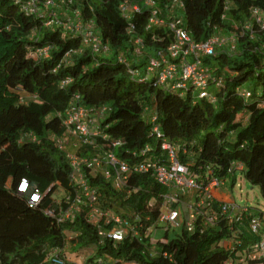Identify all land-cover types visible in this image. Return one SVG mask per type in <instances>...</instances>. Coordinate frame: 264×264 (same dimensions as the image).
<instances>
[{
	"label": "trees",
	"instance_id": "trees-1",
	"mask_svg": "<svg viewBox=\"0 0 264 264\" xmlns=\"http://www.w3.org/2000/svg\"><path fill=\"white\" fill-rule=\"evenodd\" d=\"M63 1L73 13L79 11L75 21L93 23L99 43L109 47L107 52L85 47L81 35L63 26H46L43 19L26 15L17 0H0V264H46L50 254L62 251L69 242L81 250L95 247L96 254L88 260L95 264L105 259L120 264H227L229 260L243 264L229 246L232 235L224 221L206 226L204 232H189L183 225L167 242L152 243L150 235H129L122 241L99 236L86 219V199L54 137L65 133L57 113L71 104L89 110L105 106L109 111L101 129L108 139L97 141L102 146L121 141L113 150L122 160L131 165L142 160L167 162L161 142L153 135L158 126L179 145L181 161L193 162L192 170L200 178L209 166L215 177L232 179V165L243 164L245 179L259 187L264 199V29L251 20L254 8L264 12V0H182L183 7L174 6L172 0H155L153 6L145 4L147 0H130L141 4V12H133L131 19L121 10L127 0ZM154 12L164 22L149 28ZM171 23L197 43L224 33L236 39L233 48L225 45L211 56H200L201 66L217 80L210 86L215 100L200 97L190 84L186 91L160 86L155 73L147 71L160 53L172 60L169 47L177 38ZM248 24L250 30L245 28ZM139 37L144 43L141 52L136 44ZM45 47L52 48L50 58L33 57ZM121 56L128 64L120 61ZM244 91L251 98H244ZM148 110L158 116L155 123L146 118ZM27 133L38 140H24ZM146 147L152 150L144 156H130ZM88 149L82 152L94 151ZM85 172L89 185L101 193L100 205L123 217L140 215L149 226L165 206L168 189L148 175H133L129 190L123 192L101 173ZM23 178L44 194L39 205L31 206L28 196L18 192ZM72 206L73 217L60 222L61 214ZM49 208L55 209V216L47 214ZM263 234L248 232L243 239L248 244ZM258 262L264 263V258Z\"/></svg>",
	"mask_w": 264,
	"mask_h": 264
},
{
	"label": "built area",
	"instance_id": "built-area-1",
	"mask_svg": "<svg viewBox=\"0 0 264 264\" xmlns=\"http://www.w3.org/2000/svg\"><path fill=\"white\" fill-rule=\"evenodd\" d=\"M20 3L21 10L28 15H38L47 20V25L62 24L58 13L52 8L55 6V0H17ZM71 3V1H69ZM149 6L155 5V0H147L144 2ZM172 4L176 7H183L182 0H172ZM42 8L50 9L48 13H43ZM121 10L127 19H131L133 12L141 11V4L130 0L125 1ZM156 12L149 22V28L164 22L157 18ZM79 11L74 12V18L78 19ZM252 23H256L264 29V12L259 8L252 10ZM181 22L180 20L177 21ZM68 29L75 34L82 36L83 43L93 48L97 53L100 51L107 52L108 46L99 43V36L92 22L84 25L81 21H72L67 19L65 23ZM171 27L175 30L176 42L170 47L171 61L160 53V59H152L148 65V72L155 73V79L160 86L169 85L172 89L186 91L190 84L199 90L200 97L215 100L210 95V86L217 80L210 72L201 66L200 56H211L219 48L229 45V40L223 35H215L205 42L197 43L182 27H177L171 23ZM251 25L245 26L250 30ZM236 39L232 37L231 42ZM136 43L139 48L144 46L143 40L138 38ZM49 47L38 51L40 57H49ZM190 56H192L190 58ZM122 63H127L124 56L120 57ZM128 64V63H127ZM139 75V73H135ZM149 74V73H147ZM70 80L65 81L68 84ZM221 84V82H218ZM209 89V92H204ZM242 96L246 99L251 98L250 92H242ZM213 97V98H212ZM264 105V98L262 101ZM107 109L104 108L103 112ZM95 110H89L77 103L71 104L63 112H58L57 116L62 119L65 133L61 137H54L57 146L64 152L67 138L76 137L80 141L81 153L66 152V157L72 165V178L79 184L80 194L86 199L87 212L86 219L92 223L98 230L99 236H107L113 240L122 241L127 236L133 237L149 236L155 227L166 224L171 227H180L184 225L189 232H195L197 229L204 232L206 226L219 225L225 222L226 227L231 232L229 246L235 250L239 256L236 261L243 264H264L258 262L264 258V234L259 241L249 242L245 244L243 237L246 233L258 235L264 231V211L254 210L248 204L238 205L236 202L217 201L215 190L224 184L221 180L213 175L212 169L207 166L206 175L200 178L199 174L192 170L189 164L183 163L180 159V147L166 137L161 142L162 150L167 155V162L160 160H142L135 161L131 165L127 160H122L113 150L114 146L122 145L121 141H111L102 146L98 143V138L108 139L101 127L95 125L92 113ZM157 117L151 116V121L156 122ZM153 135L156 138L164 137L158 126L154 127ZM24 140L36 142L37 136L33 133L24 135ZM94 149L92 153L84 154L83 150ZM151 147H146L141 151L133 152L130 156L141 157ZM89 174L97 176L101 173L104 178L115 186L119 191L129 190L132 184V176L135 174H145L152 178L156 183L168 189L164 195L165 206H163L156 222L149 226H145L140 215L132 213L129 217H122L112 208H103L100 205L101 193L96 187L89 185L86 177V170ZM202 169V166L200 167ZM243 170L242 164H233L230 171ZM132 188L129 192L133 191ZM137 190V188H135ZM18 192L28 196L31 206L39 205L44 194L36 187H33L27 178H23L18 186ZM80 196V195H78ZM190 198L187 200V198ZM82 203V199L78 200ZM215 204L218 207H215ZM63 214L59 221L63 222L73 217L74 206ZM47 214L55 216V209L49 208ZM150 216H147V221ZM198 222V224H197ZM152 243L154 242L151 239ZM46 264H79L75 261L68 260L62 251H54L49 255ZM227 264H234L233 261H227Z\"/></svg>",
	"mask_w": 264,
	"mask_h": 264
},
{
	"label": "rangeland",
	"instance_id": "rangeland-1",
	"mask_svg": "<svg viewBox=\"0 0 264 264\" xmlns=\"http://www.w3.org/2000/svg\"><path fill=\"white\" fill-rule=\"evenodd\" d=\"M98 1V0H96ZM52 10L58 12L59 17L62 18V24H65L67 22L68 17L71 16V11L72 10H68L66 5L65 7L63 6V0H56V4L55 6L52 8ZM62 14H61V13ZM73 13V11H72ZM227 19H229L231 22H233L232 17L228 15ZM237 26V24H236ZM232 34H226L224 33V36L230 41L228 47L233 48V46L235 47L236 42H231V39L233 36H231ZM153 78L152 75L150 76V79ZM198 91V89L196 90ZM103 109L104 108H99L97 109L94 113H98V115L103 114ZM94 119L97 121L98 119L96 118V116H93ZM101 121L105 120L106 116L105 114L100 116ZM80 148V141L76 138V137H70L67 138L66 140V144H65V151L66 152H76L78 151ZM68 152V153H69ZM229 189L231 187V183H227ZM231 192L233 197L235 198V202L238 205H242V204H248L249 206L253 207L254 210H261L264 211V199L262 197L261 191L259 189V187L257 186H253L251 185L244 177H242L240 175L239 172H236V180L234 183V186L231 188ZM59 193L62 194L61 191H59ZM183 225H181L180 227H171L168 226L166 224H161L158 228H154L152 230V232L150 233V236L153 238L154 242H158V241H162V242H167V241H171L173 238L176 237V235H178L181 230H182ZM74 249V246L71 242H69L67 244V251L72 252ZM76 251H81V249L77 248ZM84 251V250H82ZM85 253H87V256L90 254H93L96 252L95 247H93L92 250H86L84 251ZM74 256H71V258H69V260H73Z\"/></svg>",
	"mask_w": 264,
	"mask_h": 264
},
{
	"label": "clouds",
	"instance_id": "clouds-1",
	"mask_svg": "<svg viewBox=\"0 0 264 264\" xmlns=\"http://www.w3.org/2000/svg\"><path fill=\"white\" fill-rule=\"evenodd\" d=\"M72 3V2H71ZM67 4H69V2H67ZM63 6L65 7V1H63ZM67 9H68V5H67ZM49 10L50 9H47V8H42V11H43V13H48L49 12ZM68 10H71V9H68ZM141 12V11H140ZM58 13V12H57ZM61 13V12H60ZM134 13H136V12H134ZM139 13V12H138ZM26 14V13H25ZM59 14V13H58ZM62 14V13H61ZM26 15H28V14H26ZM35 17H38V18H41V19H43V21H44V24L46 25V26H63L66 30H68L70 33H74L71 29H68L67 28V26L65 25V24H52V25H47V20H45L44 18H42V17H40V16H38V15H34ZM132 16H133V13H132ZM58 17H59V15H58ZM59 19L60 20H62V18L61 17H59ZM66 19H70V20H72V21H75L74 20V13H72V11H71V16L70 17H68V18H66ZM75 34V33H74ZM139 38H141V37H139ZM142 39V38H141ZM143 40V39H142ZM137 44V43H136ZM137 45H139V44H137ZM85 47H90V46H88V45H85ZM144 47V46H143ZM143 47H141V48H139L138 47V51L139 52H141V50H142V48ZM46 48V47H45ZM49 49H50V54H49V57H45V58H50V55H51V53H52V48H50L49 47ZM32 55H33V57L35 56V57H37V58H43V57H40L39 55H38V52H36V53H32ZM212 90V89H211ZM211 90H210V92H211ZM99 108H106L107 110L105 111V112H103V114H101V115H98V113L96 112V113H94L97 109H99ZM93 110H95L93 113H92V117L93 116H96V118L98 119L97 121L94 119V117H93V119H94V122H95V125L93 126V130L96 128V126H100L101 127V125H102V121H101V118H100V116H102V115H104L105 114V116H106V113L109 111V109L107 108V107H105V106H100V107H98V108H94ZM147 114H150L149 115V117H146V118H148V120H151V116H153V115H155V114H152V113H149V110L147 111ZM156 117H158L157 115H155ZM157 120V119H156ZM172 141V140H171ZM172 142H174V141H172ZM175 144H177L176 142H174ZM178 145V144H177ZM179 146V145H178ZM80 150H81V148H79ZM69 152V151H68ZM76 152H79V150L78 151H76ZM75 152V153H76ZM74 153V152H73ZM84 153V152H83ZM85 154V153H84ZM180 155H181V152H180ZM184 163V162H183ZM186 164H189L190 165V167L192 168V164H193V162H185ZM243 165V164H242ZM244 170H245V167H244V165H243V170H233V171H230L232 174H233V178L232 179H221V178H219V179H221V180H224V184L221 186V187H224L225 185H227V183H231V186L233 187L234 186V183H235V180H236V172H239L240 173V175L242 176V177H244ZM218 178V177H217ZM245 178V177H244ZM221 187H219V188H221ZM218 188V189H219ZM217 190V189H216ZM190 198L188 197L187 198V200H189ZM217 201H224V200H218L217 199ZM230 202H235V201H230ZM114 210V209H113ZM118 214H120V213H118ZM121 215V214H120ZM131 215V214H130ZM122 216V215H121ZM123 217V216H122ZM160 226V225H159ZM158 226V227H159ZM157 228V227H156ZM151 239H153V238H151ZM62 253H63V251H62ZM64 254V253H63ZM66 256V255H65ZM67 257V256H66ZM68 259V258H67ZM69 260V259H68Z\"/></svg>",
	"mask_w": 264,
	"mask_h": 264
},
{
	"label": "crops",
	"instance_id": "crops-1",
	"mask_svg": "<svg viewBox=\"0 0 264 264\" xmlns=\"http://www.w3.org/2000/svg\"><path fill=\"white\" fill-rule=\"evenodd\" d=\"M211 89L212 88H210V90ZM227 185L215 190V196L218 200L235 201V198L233 197L232 192H231L232 186L229 189V187ZM56 194H57V192H56ZM62 251L67 256L68 259L71 258V256H74L73 257L74 259L73 260L71 259V261H75L79 264H95V263L90 262V261L88 262V260L91 256H94V254H96V253H94V254L89 253V255L87 256V253L84 252L86 250L76 251V246H74V249L72 252L67 251V246ZM103 264H120V263H117L116 261L105 259L103 261ZM121 264H135V263L123 262Z\"/></svg>",
	"mask_w": 264,
	"mask_h": 264
},
{
	"label": "bare ground",
	"instance_id": "bare-ground-1",
	"mask_svg": "<svg viewBox=\"0 0 264 264\" xmlns=\"http://www.w3.org/2000/svg\"><path fill=\"white\" fill-rule=\"evenodd\" d=\"M204 92H209V89H205ZM165 139H166V136L161 137V138H158V141H159V142H162V141H164Z\"/></svg>",
	"mask_w": 264,
	"mask_h": 264
}]
</instances>
